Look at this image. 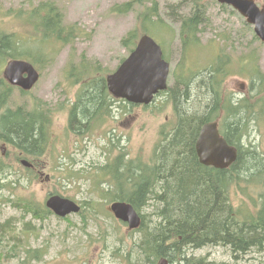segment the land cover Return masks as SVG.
Here are the masks:
<instances>
[{"label": "trees", "instance_id": "trees-1", "mask_svg": "<svg viewBox=\"0 0 264 264\" xmlns=\"http://www.w3.org/2000/svg\"><path fill=\"white\" fill-rule=\"evenodd\" d=\"M190 1L193 5L191 13L178 18L181 55L186 58L191 43L198 44L204 18L202 1ZM157 6L155 0H128L111 7L115 13L135 10L137 14L136 26L121 39L127 51L133 48L140 34L149 32L157 21L162 22ZM15 14L31 24L35 34L53 38L60 44L79 35L76 24H62L61 14L50 3L35 6L27 13L18 9ZM220 41L228 45L229 38ZM19 43L22 41L13 33L0 31V66L4 61L18 58L17 53L22 50ZM226 47L222 45L216 59L197 73L180 68L183 78L180 85L176 82L170 93L168 88L165 90L174 110V122L166 131L161 129V140L147 160L129 157L128 153L120 151L86 175L97 195L78 201L81 207L78 215L83 224L87 223L90 210L96 211L95 204L100 200L105 203L126 201L140 213V226L129 231V234L139 232L136 244L139 254L136 262L129 261V264H156L161 258L169 264H230L193 253V250L211 245L227 247L233 258L249 251L264 253V154L244 143L249 133V121L262 119L264 115V74L258 67L254 50L240 51L233 60V52L225 51ZM40 54L42 50H39ZM78 63L80 66H73L69 71L79 88L76 99L66 110L67 129L76 135H84L95 125L107 121L113 101L122 103L125 108L136 105L113 98L107 91L104 76L96 74L98 67L91 71L85 59ZM231 75L247 80L245 94L236 96L233 91H227L225 82ZM11 90L12 87L0 77V141L15 151L16 161L20 157L31 161L33 169H24L32 173L37 169L38 157L48 150L52 115L41 101L30 108L24 105L7 107ZM215 119L219 120L221 134L228 144L237 149L236 160L226 169L201 165L194 151L200 127ZM108 139L114 144L113 136ZM15 171L0 158V192L15 189V185L24 180L23 173L10 179L9 175ZM71 176L68 174L63 182H69ZM27 179L32 178L28 175ZM238 190L247 195L250 207L234 206L231 193ZM52 193L59 192L54 190ZM5 200L9 201V198L5 197ZM10 201L23 216L30 214L32 219L42 220L51 214L44 205L21 196ZM147 207H151L149 216L140 211ZM103 216L113 218L109 209ZM28 224H24L23 231L33 229ZM15 233L9 221L0 223V239ZM10 247L4 252L17 257L19 264L39 261L44 254L43 249L34 248L26 250V255L20 258L16 250L18 245Z\"/></svg>", "mask_w": 264, "mask_h": 264}, {"label": "rangeland", "instance_id": "rangeland-1", "mask_svg": "<svg viewBox=\"0 0 264 264\" xmlns=\"http://www.w3.org/2000/svg\"><path fill=\"white\" fill-rule=\"evenodd\" d=\"M125 1L128 0H0V31L13 33L22 41L19 43L22 50H19L17 57L30 61L40 72L39 80L28 93L23 94L18 88H12L7 107L24 105L30 108L41 101L52 115L49 149L38 157L40 173L26 172L15 160V151L6 146L5 162L18 173L21 171L19 175L23 173L24 180L16 184L15 189L0 192V223L7 220L16 230L15 234L0 239V262L3 264H19L17 259L4 252L12 244L18 245L16 250L20 258L26 255V250H44L42 258L31 264L135 263L139 254L136 245L139 232L129 234L125 224L103 216L107 212L108 202L98 201L96 211L90 210L88 221L83 224L78 213L64 218L49 214L42 220L32 219L30 214L23 216L10 200L21 196L43 205L47 194L54 190L75 201L89 200L97 193L93 192L91 180L86 175L97 166L120 151L128 153L129 157L147 160L161 140V129L166 131L174 122V110L167 94L176 82L180 85L183 79L180 68L191 69L193 74L205 69L216 59L222 45L227 46L225 51L233 52V60L240 51L254 50L258 67L264 73V42L257 37L254 39L252 25L246 23L236 10L227 5L221 6L216 0H201L205 10L202 29L198 34V44L191 43L186 58L181 55L178 18L191 13L190 0H155L162 22L153 24L147 34L160 45L163 57L170 63L168 93L157 94L145 106L125 108L122 103L113 101L111 115L105 123L95 125L88 134H74L67 129L66 110L76 99L79 84L73 83L70 68L80 66L78 62L85 59L91 71L98 67L96 74L104 76L127 56L129 51L122 45L121 39L136 26L137 14L135 10L123 14L111 11L112 6ZM253 1L259 7H264V0ZM42 3L55 7L62 16V24H76L79 35L68 43L60 44L53 38H42L35 34L31 24L16 17L18 9L27 13ZM9 9L10 13L7 14ZM225 37L229 38L228 45L220 41ZM39 50L43 55H39ZM5 63L0 66V77ZM245 82L241 77L230 76L225 86L228 92L233 91L236 96H241L245 92ZM240 84L245 87L241 89ZM261 118L249 121V133L244 143L246 147H256L264 154V115ZM108 136H113L114 144L109 142ZM63 148L66 150L62 151ZM26 174L27 178L30 175L32 179L28 180ZM68 174L72 175L69 182H63ZM18 176L12 174L9 178ZM46 176L48 179H45ZM231 198L234 206L251 205L247 195L239 190L231 193ZM149 210L151 207L140 211L148 213ZM25 223H29L28 227H33V231H23ZM193 253L230 264H264V253L255 251L233 258L227 247L211 245L193 250Z\"/></svg>", "mask_w": 264, "mask_h": 264}, {"label": "water", "instance_id": "water-1", "mask_svg": "<svg viewBox=\"0 0 264 264\" xmlns=\"http://www.w3.org/2000/svg\"><path fill=\"white\" fill-rule=\"evenodd\" d=\"M218 1L233 6L253 25L255 34L264 41V7L259 8L253 0ZM167 74L168 63L162 59L160 47L149 36L142 35L116 70L106 75V85L114 97L147 104L155 93L166 88ZM3 75L9 84L23 90H29L39 77L32 64L20 59L8 61ZM194 151L200 164L217 169L229 167L237 158L236 149L219 134L216 121L206 122L200 127ZM21 162L26 166L30 165L26 160ZM45 205L60 217L76 213L80 209L73 200L57 194L49 196ZM110 211L115 218L126 223L129 229H135L140 224V217L128 202H112ZM158 264L168 263L162 258Z\"/></svg>", "mask_w": 264, "mask_h": 264}, {"label": "flooded vegetation", "instance_id": "flooded-vegetation-1", "mask_svg": "<svg viewBox=\"0 0 264 264\" xmlns=\"http://www.w3.org/2000/svg\"><path fill=\"white\" fill-rule=\"evenodd\" d=\"M0 145H2V146H0V155L1 156H4L5 155V150H6V146H7V144L6 143H4V142H0ZM48 149H49V144H48ZM20 155V153H18V156ZM19 164H20V160H19V162H18ZM37 164L39 165V163H38V160H37ZM21 165V164H20ZM38 168H39V166H38ZM33 169V168H32ZM22 170V169H21ZM35 172H39L40 173V169H36L35 170ZM14 175H19V173H18V170H16L15 171V173H13ZM12 174H10L9 176H11ZM23 176V175H22ZM26 178H27V176H26ZM45 179H48V177L46 176V178ZM53 193H52V191L51 192H49L48 194H47V196L45 197V199H44V201H43V205L45 206V202H46V200L48 199V197L49 196H51ZM50 211V210H49ZM51 212V211H50ZM0 261H1V259H0Z\"/></svg>", "mask_w": 264, "mask_h": 264}]
</instances>
